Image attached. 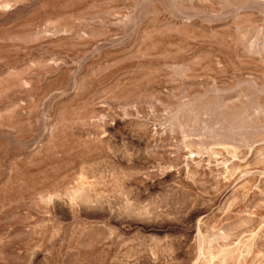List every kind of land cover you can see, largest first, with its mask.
Here are the masks:
<instances>
[{
    "label": "rangeland",
    "instance_id": "rangeland-1",
    "mask_svg": "<svg viewBox=\"0 0 264 264\" xmlns=\"http://www.w3.org/2000/svg\"><path fill=\"white\" fill-rule=\"evenodd\" d=\"M0 264H264V0H0Z\"/></svg>",
    "mask_w": 264,
    "mask_h": 264
}]
</instances>
